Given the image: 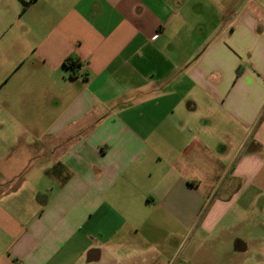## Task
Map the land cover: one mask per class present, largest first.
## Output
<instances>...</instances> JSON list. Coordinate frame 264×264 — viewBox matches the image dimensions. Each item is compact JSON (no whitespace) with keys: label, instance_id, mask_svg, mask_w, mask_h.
Here are the masks:
<instances>
[{"label":"crops","instance_id":"obj_1","mask_svg":"<svg viewBox=\"0 0 264 264\" xmlns=\"http://www.w3.org/2000/svg\"><path fill=\"white\" fill-rule=\"evenodd\" d=\"M262 2L0 0V264H264Z\"/></svg>","mask_w":264,"mask_h":264},{"label":"trees","instance_id":"obj_2","mask_svg":"<svg viewBox=\"0 0 264 264\" xmlns=\"http://www.w3.org/2000/svg\"><path fill=\"white\" fill-rule=\"evenodd\" d=\"M64 67L70 71V78L77 79V70L81 67V61L76 56H69L64 60Z\"/></svg>","mask_w":264,"mask_h":264},{"label":"rangeland","instance_id":"obj_3","mask_svg":"<svg viewBox=\"0 0 264 264\" xmlns=\"http://www.w3.org/2000/svg\"><path fill=\"white\" fill-rule=\"evenodd\" d=\"M262 4L264 5V0H263ZM1 191H2V190H0V193H1ZM185 248H186V247H185Z\"/></svg>","mask_w":264,"mask_h":264},{"label":"built area","instance_id":"obj_4","mask_svg":"<svg viewBox=\"0 0 264 264\" xmlns=\"http://www.w3.org/2000/svg\"><path fill=\"white\" fill-rule=\"evenodd\" d=\"M156 38H157V36H156Z\"/></svg>","mask_w":264,"mask_h":264}]
</instances>
